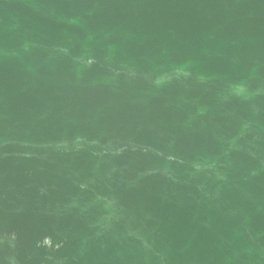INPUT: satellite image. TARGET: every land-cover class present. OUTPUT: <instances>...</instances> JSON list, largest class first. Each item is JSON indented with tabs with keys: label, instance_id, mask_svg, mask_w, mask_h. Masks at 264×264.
I'll use <instances>...</instances> for the list:
<instances>
[{
	"label": "water",
	"instance_id": "obj_1",
	"mask_svg": "<svg viewBox=\"0 0 264 264\" xmlns=\"http://www.w3.org/2000/svg\"><path fill=\"white\" fill-rule=\"evenodd\" d=\"M0 264H264V0H0Z\"/></svg>",
	"mask_w": 264,
	"mask_h": 264
}]
</instances>
